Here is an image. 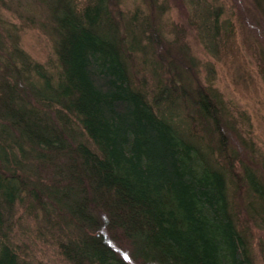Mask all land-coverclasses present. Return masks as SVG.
I'll return each instance as SVG.
<instances>
[{
	"label": "trees",
	"instance_id": "obj_1",
	"mask_svg": "<svg viewBox=\"0 0 264 264\" xmlns=\"http://www.w3.org/2000/svg\"><path fill=\"white\" fill-rule=\"evenodd\" d=\"M36 1L57 70L32 60L7 28L0 264H30L10 237L25 201L59 232L62 218L73 222L74 236L59 241L72 264H255L249 224L264 230V164L240 161L221 95L190 73L181 42L167 41V2L124 11L117 0ZM183 2L199 41L216 51L228 22L220 7Z\"/></svg>",
	"mask_w": 264,
	"mask_h": 264
},
{
	"label": "rangeland",
	"instance_id": "obj_2",
	"mask_svg": "<svg viewBox=\"0 0 264 264\" xmlns=\"http://www.w3.org/2000/svg\"><path fill=\"white\" fill-rule=\"evenodd\" d=\"M145 0H117L121 9L142 7ZM167 2L162 22L172 31L175 40L167 34L172 49L181 42L194 59V67L186 57L185 65L195 79L208 84L221 95L233 130H227L229 143L238 150L241 160L250 157L261 167L264 164V81L258 67H264V10L256 0H206L222 10L220 37L225 41L211 52L199 41L189 22L183 0H158ZM46 7L36 0H0V43L10 46L6 39L7 28L12 29L18 46L32 59L44 65L51 73L57 70L54 40L46 28ZM42 22H44L42 24ZM227 25V29L223 26ZM179 42V43H180ZM165 46L160 50H165ZM264 174L263 167L260 168ZM49 182L48 174H42ZM242 189V187H240ZM24 202L16 209L10 237L30 264H72L61 254L59 241L74 236L75 227L69 218H62L63 232L50 228L40 210L34 205L27 209ZM52 219V217H50ZM250 225V238L255 264H264V230ZM57 228V227H56ZM109 235H111L109 233ZM116 247L128 250L127 243L117 237ZM119 250V249H118ZM137 264H140L136 261Z\"/></svg>",
	"mask_w": 264,
	"mask_h": 264
}]
</instances>
